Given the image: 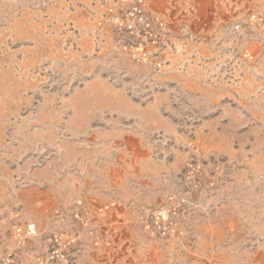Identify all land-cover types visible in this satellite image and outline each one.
<instances>
[{"label":"rangeland","instance_id":"rangeland-1","mask_svg":"<svg viewBox=\"0 0 264 264\" xmlns=\"http://www.w3.org/2000/svg\"><path fill=\"white\" fill-rule=\"evenodd\" d=\"M147 1L164 35L125 49L101 0H0V244L23 264L54 234L73 264H264V0Z\"/></svg>","mask_w":264,"mask_h":264},{"label":"built area","instance_id":"built-area-1","mask_svg":"<svg viewBox=\"0 0 264 264\" xmlns=\"http://www.w3.org/2000/svg\"><path fill=\"white\" fill-rule=\"evenodd\" d=\"M101 7L110 17L114 30L122 39L125 49L144 45H155L164 35L165 24L162 18L150 11L147 0H101ZM35 234V225L28 224L25 235ZM63 238L60 234L52 237V249L38 264H52L59 259L64 264H73L63 254ZM0 264H23L22 260L6 252L0 244Z\"/></svg>","mask_w":264,"mask_h":264},{"label":"crops","instance_id":"crops-1","mask_svg":"<svg viewBox=\"0 0 264 264\" xmlns=\"http://www.w3.org/2000/svg\"><path fill=\"white\" fill-rule=\"evenodd\" d=\"M150 1L163 2V3H166L167 5L171 3L176 4V5H189V4H194L197 0H150Z\"/></svg>","mask_w":264,"mask_h":264}]
</instances>
